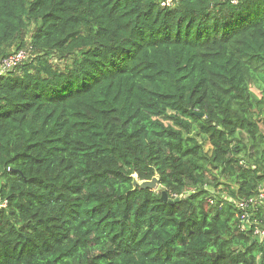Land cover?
<instances>
[{
    "label": "trees",
    "instance_id": "1",
    "mask_svg": "<svg viewBox=\"0 0 264 264\" xmlns=\"http://www.w3.org/2000/svg\"><path fill=\"white\" fill-rule=\"evenodd\" d=\"M162 1L0 0V264H264V0Z\"/></svg>",
    "mask_w": 264,
    "mask_h": 264
},
{
    "label": "built area",
    "instance_id": "2",
    "mask_svg": "<svg viewBox=\"0 0 264 264\" xmlns=\"http://www.w3.org/2000/svg\"><path fill=\"white\" fill-rule=\"evenodd\" d=\"M162 5L166 6L169 4H173L174 0H163ZM28 57V54H26L25 51H20L8 58H5L2 61V64L0 65V75L5 74L7 72V70L9 71V69L13 68V66H16L17 64H19L20 62H22V60ZM262 197H264V193H262L261 195ZM7 201H5L4 203L0 204V206H4L6 205Z\"/></svg>",
    "mask_w": 264,
    "mask_h": 264
},
{
    "label": "water",
    "instance_id": "3",
    "mask_svg": "<svg viewBox=\"0 0 264 264\" xmlns=\"http://www.w3.org/2000/svg\"><path fill=\"white\" fill-rule=\"evenodd\" d=\"M198 115L204 116L205 114L203 112H195ZM137 175H134V186L141 187L143 189H156L159 186V175H155L152 179L147 180H138ZM162 199L169 202H174L179 200V198H176L175 200H172L169 198V193L167 190L162 191Z\"/></svg>",
    "mask_w": 264,
    "mask_h": 264
},
{
    "label": "rangeland",
    "instance_id": "4",
    "mask_svg": "<svg viewBox=\"0 0 264 264\" xmlns=\"http://www.w3.org/2000/svg\"><path fill=\"white\" fill-rule=\"evenodd\" d=\"M136 179H137V178H136ZM156 190H157V191H160V188H159V187H157V188H156Z\"/></svg>",
    "mask_w": 264,
    "mask_h": 264
},
{
    "label": "clouds",
    "instance_id": "5",
    "mask_svg": "<svg viewBox=\"0 0 264 264\" xmlns=\"http://www.w3.org/2000/svg\"><path fill=\"white\" fill-rule=\"evenodd\" d=\"M154 190H156V189H154ZM6 200H4L3 202H1L0 204H2V203H4ZM7 204V203H6ZM5 206V205H4Z\"/></svg>",
    "mask_w": 264,
    "mask_h": 264
}]
</instances>
